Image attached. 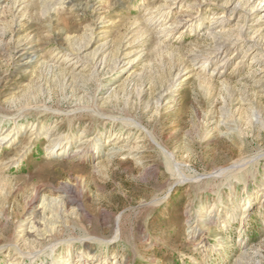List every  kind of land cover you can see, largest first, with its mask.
I'll return each mask as SVG.
<instances>
[{
	"label": "rangeland",
	"instance_id": "1",
	"mask_svg": "<svg viewBox=\"0 0 264 264\" xmlns=\"http://www.w3.org/2000/svg\"><path fill=\"white\" fill-rule=\"evenodd\" d=\"M258 2L0 0V264H264Z\"/></svg>",
	"mask_w": 264,
	"mask_h": 264
},
{
	"label": "bare ground",
	"instance_id": "2",
	"mask_svg": "<svg viewBox=\"0 0 264 264\" xmlns=\"http://www.w3.org/2000/svg\"><path fill=\"white\" fill-rule=\"evenodd\" d=\"M253 1H255V0H253ZM259 2H258V4L256 5V6H254L253 8H252V12H254V13H256V14H258V13H261L263 10H264V5H262L263 3L262 2H264V0H258ZM262 18H264V17H262V15H260L259 17H258V20L257 21H260V20H264V19H262ZM215 36V35H214ZM225 45V44H224ZM101 49H103V48H101ZM105 49V48H104ZM27 62V61H26ZM101 64V63H100ZM124 64V63H123ZM38 132V131H37ZM31 134V133H30ZM12 141V136L10 137V134H7V135H5V136H0V143H8V142H11ZM56 146V145H55ZM64 152H65V150H62V154H64ZM60 153H58V155H59ZM47 202V204H53L54 203V201L53 200H47L46 201ZM63 203V202H62ZM45 198H42L41 200H40V207H44L45 206Z\"/></svg>",
	"mask_w": 264,
	"mask_h": 264
}]
</instances>
